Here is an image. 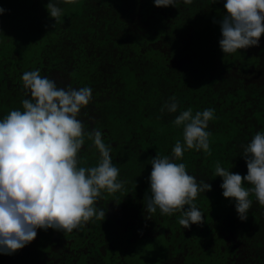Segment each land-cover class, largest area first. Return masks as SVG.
Here are the masks:
<instances>
[{"label": "trees", "instance_id": "trees-1", "mask_svg": "<svg viewBox=\"0 0 264 264\" xmlns=\"http://www.w3.org/2000/svg\"><path fill=\"white\" fill-rule=\"evenodd\" d=\"M48 2L0 0V119L30 98L21 79L26 71L38 69L57 87H90L92 99L78 119L86 132H101L126 183L97 200L104 220L72 232L37 229L22 249L0 253V264H264V206L250 194L241 221L214 175L217 162L246 175L244 147L264 132V34L258 46L224 54L219 21L226 0L166 7L154 0H54L62 9L58 21ZM172 97L174 113L164 107ZM188 108L214 109L206 129L211 154L185 149L175 162L212 187L194 200L203 223L184 228L180 212L149 214L145 204L151 159L172 158L175 142L183 143V126L172 121ZM99 159L85 137L79 166Z\"/></svg>", "mask_w": 264, "mask_h": 264}, {"label": "clouds", "instance_id": "clouds-1", "mask_svg": "<svg viewBox=\"0 0 264 264\" xmlns=\"http://www.w3.org/2000/svg\"><path fill=\"white\" fill-rule=\"evenodd\" d=\"M76 0H63L73 4ZM178 0H154L157 7L176 6ZM185 4L192 0H183ZM50 17L58 21L62 9L54 0L46 5ZM225 15L219 21L224 54L258 46L264 34V0H226ZM5 9L0 7V13ZM23 88L30 94L22 100L23 110H12L0 119V253L12 254L32 242L37 229L53 228L72 232L93 218L105 219V211L97 210L103 192L122 189L119 169L111 160V148L102 134L93 128L85 131L78 119L82 108L92 99L90 87H57L54 80L40 71L22 74ZM176 112L175 97L164 106ZM164 109L162 108V111ZM214 109L196 111L188 108L172 123L183 126V143L175 142L172 158L157 154L151 159L150 195L145 211L172 215L180 212L179 224L189 228L204 221L203 213L194 203L200 192L211 190L207 182L197 183L184 163H176L185 149L203 150L209 155L208 123ZM85 137L93 142L100 159L96 166H79V153ZM247 174L233 173L217 162L215 176L222 177L223 196L235 200V210L246 221L254 194L264 206V132H257L244 147ZM247 183L251 187L246 188ZM185 205L188 207L185 208Z\"/></svg>", "mask_w": 264, "mask_h": 264}]
</instances>
